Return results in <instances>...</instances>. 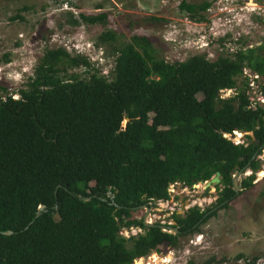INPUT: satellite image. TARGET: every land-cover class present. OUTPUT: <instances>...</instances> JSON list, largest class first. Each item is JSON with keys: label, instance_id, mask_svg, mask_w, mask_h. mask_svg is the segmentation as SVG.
Here are the masks:
<instances>
[{"label": "trees", "instance_id": "trees-1", "mask_svg": "<svg viewBox=\"0 0 264 264\" xmlns=\"http://www.w3.org/2000/svg\"><path fill=\"white\" fill-rule=\"evenodd\" d=\"M209 4L178 6L201 20ZM79 19L103 22L105 13ZM98 40L111 43L113 33ZM112 54L109 74L76 54L70 62L83 66L85 77L62 79L45 52L17 98L0 88V264H131L160 244L175 246L215 206L227 207L252 186L264 151V105L247 107L245 82L238 85L236 77L243 66L258 73L264 96V54L247 47L212 60L194 54L166 62L139 36L113 46ZM233 87V96H216ZM232 131L242 132L240 143L221 135ZM246 169L251 173L235 192L231 176ZM215 172L214 207L172 211L171 225L144 226L130 215L151 200H167L168 185L190 187ZM128 227L141 232L126 242L119 231Z\"/></svg>", "mask_w": 264, "mask_h": 264}, {"label": "rangeland", "instance_id": "rangeland-1", "mask_svg": "<svg viewBox=\"0 0 264 264\" xmlns=\"http://www.w3.org/2000/svg\"><path fill=\"white\" fill-rule=\"evenodd\" d=\"M202 1L213 0H187L194 4ZM179 2L0 0V88L17 97L16 90L23 87L45 52L62 79L85 77V68L70 62L69 58L76 54L86 57L98 74L107 75L113 66L112 47L128 42L132 36L144 37L147 51L166 62L182 61L194 54L212 60L217 55L231 56L233 48L252 47L256 53L264 54V18L247 20L243 16L231 26L221 23L223 20L214 16L216 12L202 11L199 15L203 19L196 20L179 8ZM100 13H105L103 22L85 23L79 19V14ZM70 19H76L78 24L72 25ZM105 31L113 33V42L98 40ZM58 49L66 55L58 53ZM236 82L240 84L237 77ZM240 133L238 142L243 140ZM257 158L259 167L253 172L252 186L237 193L225 208L213 206L216 194L213 183L207 180L190 187L170 184L167 200H151L133 210L130 215L141 217L146 224L165 225L173 224L172 211L181 213L193 205L199 209L213 206L214 214L198 226V231L180 237L175 246L160 244L155 251L134 259L131 264H203L207 261L209 264H247L252 257L258 264H264L263 150ZM250 173L244 170L236 176L235 183ZM135 233V227L130 231L120 229L126 242ZM237 255L242 257L236 258Z\"/></svg>", "mask_w": 264, "mask_h": 264}, {"label": "built area", "instance_id": "built-area-1", "mask_svg": "<svg viewBox=\"0 0 264 264\" xmlns=\"http://www.w3.org/2000/svg\"><path fill=\"white\" fill-rule=\"evenodd\" d=\"M204 11L209 14L216 12L214 16L222 19L223 21H221V23L234 26L236 25V21L243 16L246 17L247 20H250L251 17H255L258 19L264 18V0H213ZM233 41H238V38L235 37ZM227 43L230 44V41H228ZM237 49L239 48H233L230 52L233 53ZM237 78H239L240 81L245 82L244 95L248 102L247 107L254 108L255 105H263L264 96L260 91L261 79L258 73L246 66H243L241 69V73L237 76ZM235 93V87L219 88L216 92V96L220 99H224L233 96ZM11 97L17 98L12 96V94ZM235 132L236 131H232V137L227 133H222L221 135L231 143L237 144L240 142L235 139ZM126 229H129L130 231L132 230V227H128ZM139 232H141V230L137 228V233ZM247 264H258V262L255 260L252 263L247 262Z\"/></svg>", "mask_w": 264, "mask_h": 264}, {"label": "water", "instance_id": "water-1", "mask_svg": "<svg viewBox=\"0 0 264 264\" xmlns=\"http://www.w3.org/2000/svg\"><path fill=\"white\" fill-rule=\"evenodd\" d=\"M263 105H264V104H263ZM126 120H127V119L125 118L124 121H126ZM230 136L232 137L233 134L231 133ZM240 173H242V170L235 171V172L232 174V176H231L232 188H233V190H234L235 192H237V189H236V183H235V178H236V176H238V174H240ZM206 181H207V180H206ZM208 181L211 182V183H213V185H214V184H217V182H218V173L215 172V174H214L213 176H211V177L208 179ZM58 186H59V185H56L55 189H56ZM55 189H54V193H55ZM108 193H109V191H107V194H108ZM78 198L81 199V200H83V201H87V200L90 199L89 197H79V196H78ZM142 206H144V205H142ZM142 206H141V207H142ZM42 208H43V206H42V205H39V206L37 207V212H39ZM142 224H143L144 226H149V225H150V224H146V223H144L143 221H142ZM28 225H29V223L24 227V229L27 228ZM170 229H171V228H170ZM163 230H164V229H163ZM167 232H169V231H167ZM1 233L7 235V234H11L12 232L9 231V230H7V231L1 232ZM171 233H176V229H172V232H171Z\"/></svg>", "mask_w": 264, "mask_h": 264}, {"label": "bare ground", "instance_id": "bare-ground-1", "mask_svg": "<svg viewBox=\"0 0 264 264\" xmlns=\"http://www.w3.org/2000/svg\"><path fill=\"white\" fill-rule=\"evenodd\" d=\"M240 136H241V134L236 135V136H235V139L238 140ZM258 174H259V175H263V172H262V171H261V172L259 171ZM258 174H257V176H258Z\"/></svg>", "mask_w": 264, "mask_h": 264}]
</instances>
